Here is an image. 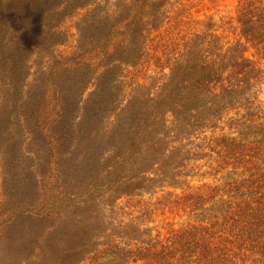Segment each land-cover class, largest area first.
I'll use <instances>...</instances> for the list:
<instances>
[{"label": "trees", "instance_id": "obj_1", "mask_svg": "<svg viewBox=\"0 0 264 264\" xmlns=\"http://www.w3.org/2000/svg\"><path fill=\"white\" fill-rule=\"evenodd\" d=\"M161 1L0 0V167L22 194L6 222L62 229L37 264H264V0H239L228 46L164 37ZM156 210L191 221L163 236Z\"/></svg>", "mask_w": 264, "mask_h": 264}, {"label": "rangeland", "instance_id": "obj_2", "mask_svg": "<svg viewBox=\"0 0 264 264\" xmlns=\"http://www.w3.org/2000/svg\"><path fill=\"white\" fill-rule=\"evenodd\" d=\"M127 1L132 5L134 0ZM161 2L167 4L165 6L167 20L161 26L160 31V33L165 32L164 37H167L166 32H169L174 39H178L177 36L181 34H211L220 39V42L225 46L233 45L236 42L244 45L240 38V26L235 20V10L239 0H162ZM74 22L75 19L67 21L61 27L65 31L68 43L57 46L55 55H66L72 50V36L75 34ZM250 53L248 50L246 54L250 56ZM132 77V74L129 75V78ZM133 81L142 83V77L140 78L137 74ZM258 92V102L262 105L264 112V78L258 86ZM239 110H242V107ZM49 114H53V112H48L47 115ZM48 118H52V115ZM219 133H208L207 135L211 138ZM204 171L205 169L202 168L200 174ZM18 178L19 176L16 174H7L4 180V170L0 167V264H24L23 262L37 264V259H46L47 254H64L60 243L56 247L53 246L58 237L61 238L62 229L60 226H56L50 236L47 235L51 226L50 222H27L16 219L9 223L6 222L7 216H12L9 212L13 207V202L22 196ZM202 181L199 176L188 178L182 189H177L176 192L186 191L189 186L199 185ZM205 181L209 182L210 180L206 179ZM42 190V200L51 202V194H54L55 187L52 186L50 179L43 181ZM49 207L47 208L51 210ZM190 221L188 216H185L181 211L169 213L156 210L149 226L153 228L154 233L158 232L165 236L170 229H177ZM37 254H40V257H36ZM32 255L35 259L31 258Z\"/></svg>", "mask_w": 264, "mask_h": 264}]
</instances>
